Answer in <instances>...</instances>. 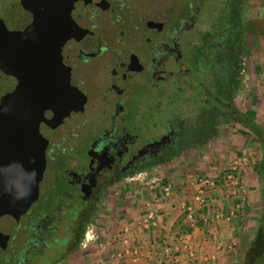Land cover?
I'll return each instance as SVG.
<instances>
[{"label": "flooded vegetation", "instance_id": "obj_1", "mask_svg": "<svg viewBox=\"0 0 264 264\" xmlns=\"http://www.w3.org/2000/svg\"><path fill=\"white\" fill-rule=\"evenodd\" d=\"M239 7L223 0L213 27L236 22ZM206 11L208 0H0V105L18 77L31 92L42 83L45 140L36 199L0 214V264H37L54 248L42 264H65L87 246L112 185L206 145L211 122L241 117L240 40L231 48L225 27L217 39L197 27ZM2 129L13 130L0 126V180L19 155Z\"/></svg>", "mask_w": 264, "mask_h": 264}, {"label": "crops", "instance_id": "obj_2", "mask_svg": "<svg viewBox=\"0 0 264 264\" xmlns=\"http://www.w3.org/2000/svg\"><path fill=\"white\" fill-rule=\"evenodd\" d=\"M258 3L259 4L253 9V20L257 19L263 23L264 18H262V16L259 18L260 15L258 13L262 11L261 6H264V0H260ZM257 8L260 10L258 9L257 11ZM249 34H251L253 44L255 37L257 41L264 38V32L261 33V30L259 32L257 31V33L255 32V34L249 31ZM253 44L249 49L250 55L253 54ZM262 48V46L259 47V52L262 50ZM245 50L246 52L248 51V49ZM248 70L250 76H247L242 80V86L244 94L249 95L247 97H249L250 104L247 105L246 103L242 112L245 111V115L251 118L255 124L259 125L264 135V62L252 63L251 66L248 65ZM259 107L262 108L263 111L259 109ZM223 123L224 124L222 127L224 126V130L220 132V136L218 137H220L222 142L223 137L226 135L227 140H223L225 141L223 142V148L221 147L217 149L214 147L212 152L215 154L218 152V154L223 156V158H227L228 154L232 152V148L234 147L232 146L233 144L235 145L233 149H237L236 152L240 153L241 151H245L248 154V167L245 172V193L242 201H240V199L239 202L235 201V203L240 204V211L242 209L243 211H246L248 209V205L243 207V203L247 191L252 197H257V194L260 193V185L263 182V180L260 179L258 173L257 163H259L261 160H264V136L262 135L263 137L260 138V140L259 137L261 136H249L247 133V128L240 122H235L236 124H234V126L236 127H233L232 129L230 127L232 130L230 132L229 130H226L229 126H231L230 123L226 120H224ZM240 135L244 137H238ZM247 144L253 146L254 151L252 153H250V151L245 148ZM238 153L234 154L230 161L226 160L227 163H223L213 175L198 178L216 179L218 186L222 187L221 184L224 171L227 170L228 164ZM212 157L213 156L211 154V162L213 161ZM198 178L190 180L188 185L192 188L191 189L189 187V189L192 190V194L188 197L183 196V192L186 191L185 189L188 187V185H184V187H181L180 190H178V193L180 194L179 196L173 192L168 197H163L161 199L159 197V189L161 188L162 184H165V182L169 183L168 181H164L162 183L160 182L159 185L155 184L154 188L152 189L153 191L149 192L150 195L147 194L148 192L145 194H140V192L134 193L132 195L127 194L126 196L129 198L127 202L128 204L130 202V205H122L117 209L116 206H111L110 208H112L114 211L119 210L124 211L123 213L128 212V215H124V218L126 217L128 221L125 223L122 222V220L116 223L111 231H108L109 233L111 232V237L116 234L115 232L121 231L119 234L121 239H117L113 244L110 245L109 253L112 252V258L106 259L101 263L157 264V259L159 258L158 255L160 254L162 246L165 244L169 245V247L175 246L178 243L176 240V235L178 233L183 234V242L186 243L187 247L179 248V250L175 253V256H173V258H171L166 264L212 263L213 259L217 255L216 251L219 248V244H221L217 240L221 241L220 238L227 236L218 232L219 230H223L228 234V224H231L230 221L233 220L234 217H229L226 219V216L228 211L233 208V204L235 205V203L234 200H232L233 197L224 196V188L218 190V192L213 191L211 188H205L204 196L206 198V204L196 211L195 220L193 223L187 222L182 210V204L190 200L194 195V186H192V183L197 181ZM149 188H151V186ZM111 198L112 196L109 197L110 200H108L110 203L112 201ZM135 202H138L137 204L144 205V207H142V213H138L139 209L137 208ZM118 203L119 201H117L116 204L118 205ZM216 210H220L221 214L223 215L221 220L214 219ZM148 213H151L153 218L149 220V224L146 228H142L141 223L148 216ZM216 232L219 235L216 236ZM124 240L125 243H123ZM95 260L97 262L98 259Z\"/></svg>", "mask_w": 264, "mask_h": 264}, {"label": "rangeland", "instance_id": "obj_3", "mask_svg": "<svg viewBox=\"0 0 264 264\" xmlns=\"http://www.w3.org/2000/svg\"><path fill=\"white\" fill-rule=\"evenodd\" d=\"M260 0H239V5L242 7L240 8V14L234 19L236 20V24L238 27L240 26V33H242V37L244 38V50L248 49V51H241V59L240 63L242 66L241 73H240V80L238 81L237 89L234 91V99L235 100V109L238 113H245L242 112L244 109V105H249V96L248 94L245 95L243 91V79L245 77L250 76L248 65L251 66L252 63L264 62V38L257 41L256 37L254 40V44L252 43L251 34L249 31L255 34L257 31L261 30V33L264 32V21L261 23L259 20H253L254 13L253 9L256 5H258ZM209 4V11H206V15L203 16L208 19H202V21L197 24V27L210 29L212 30L214 27L213 25L216 23L211 19L217 17V14L220 11L221 6L223 5V0H208ZM262 7V11L258 13L260 16L259 18H264V6ZM259 8H257L258 11ZM260 10V9H259ZM239 11V9H238ZM256 11V10H254ZM218 23V22H217ZM263 24V25H262ZM255 31V32H254ZM241 35V34H240ZM256 36V35H255ZM253 44V54L250 55V47ZM262 46V50L259 52V47ZM249 62V63H248ZM244 67V69H243ZM247 67V68H246ZM256 72V71H255ZM245 88V87H244ZM263 111L262 108L259 107ZM226 121L230 123L231 126L228 127L230 132L237 123V121L233 120L232 118H226ZM236 122V123H235ZM224 123H222L223 125ZM222 125L219 127L218 130H215L216 133L213 136L209 137V141L206 145L201 147H194L190 149H186L182 152H179L175 158H172L170 161H167L163 164L154 165L145 169L141 172L138 176H135L132 179H126L121 182H116L115 185H112L106 196L98 203L97 210L95 212V216L91 221V224L88 225L87 228V236L88 242L87 246L79 247L77 253L71 254L69 260L64 261L65 264H103L101 262L105 261L106 259H111L112 252L110 251V245L113 244L117 239H121L119 236L121 231L115 232L116 234L111 237L108 231H111L116 223L122 221L127 222L128 219L124 215H128V212L123 213L124 211H117L112 210L111 206H116V209L121 207L122 205L128 204V196L127 194H134L140 192V194H149L150 191H153L154 185H159V183L163 181H168L171 183V193L173 192L180 195L178 190L184 185H188L190 180L196 179L198 177H206L211 176L218 168L226 162V160L230 161L234 154L238 153L232 148V152L228 154L227 158H223V156L219 155L218 152L213 153L212 150L214 147L223 148V145L226 140L227 136L223 137V141L219 134L224 130V126ZM231 127V129H230ZM223 128V129H222ZM249 136L251 134L247 131ZM244 137V136H238ZM247 137V135H246ZM247 150L252 153L253 146L247 144L245 146ZM211 154L213 161L211 162ZM210 157V159H209ZM229 158V159H228ZM225 159V160H224ZM227 163V162H226ZM226 167V166H225ZM225 169V168H223ZM222 169V170H223ZM218 176V175H217ZM166 183V182H165ZM263 183V182H262ZM261 183L260 186L264 185ZM178 185V186H177ZM151 186V188H149ZM259 186V187H260ZM188 187L185 189L186 191L183 192V196L188 197L192 194V190ZM156 188V187H155ZM191 188V187H190ZM174 189V190H173ZM192 189V188H191ZM261 190V189H259ZM130 192V193H129ZM182 194V193H181ZM129 195V196H130ZM150 195V194H149ZM112 196V201L108 202L109 197ZM232 200L239 202V197H233ZM119 201L118 205L116 204ZM123 203V204H122ZM137 208L139 209L138 213H142L144 207L143 204H137ZM140 203V202H139ZM114 204V205H113ZM236 204V203H235ZM261 204V195L260 193L257 194V197H252L251 194L247 191L246 196L244 198L243 207L248 205V209L240 211V207L235 210V217L233 220L230 221L231 224H228V234L225 231H220L218 233L225 234L223 238H220L221 241L217 240L221 244H219V248L217 249V255L213 259V262L210 264H244L245 262V252L250 247L249 243L253 238L254 230L256 228V219L260 210ZM130 205V202L129 204ZM127 206V205H126ZM234 207V204H233ZM133 208V207H132ZM132 218V217H129ZM127 219V220H126ZM134 221V220H133ZM143 228V227H142ZM110 229V230H109ZM217 233V232H216ZM216 234L219 235V234ZM211 236V233H210ZM111 242V243H110ZM251 244V243H250ZM167 245V244H165ZM163 245V246H165ZM162 246V247H163ZM55 250L53 251H46L42 255V257L38 260L37 264L45 263L48 259L54 256ZM109 253V254H108ZM95 259H98L97 262ZM256 264H264V256L260 259H257ZM258 262V263H257ZM205 264V263H203Z\"/></svg>", "mask_w": 264, "mask_h": 264}, {"label": "water", "instance_id": "obj_4", "mask_svg": "<svg viewBox=\"0 0 264 264\" xmlns=\"http://www.w3.org/2000/svg\"><path fill=\"white\" fill-rule=\"evenodd\" d=\"M66 38L67 36L62 37L61 42ZM14 73L17 75L16 71ZM65 82L66 86H69L68 76ZM33 88L31 92L27 80L18 77L16 87L2 98L0 105V126L13 129L10 131L2 129L1 134L3 136H10V134L16 136L17 134L15 140L11 136L6 140L16 142L19 150L18 162L14 169L16 173H11L8 169L7 177L0 180V214L12 212L19 215L37 197V186L44 167L43 146L45 142L37 126L44 107L39 106L38 103L43 101V96L37 100V95L43 93L42 83L35 82ZM62 116L64 115H55L53 120ZM28 127L29 130H26ZM23 135L29 138L26 139L22 137Z\"/></svg>", "mask_w": 264, "mask_h": 264}, {"label": "built area", "instance_id": "obj_5", "mask_svg": "<svg viewBox=\"0 0 264 264\" xmlns=\"http://www.w3.org/2000/svg\"><path fill=\"white\" fill-rule=\"evenodd\" d=\"M247 156L248 154L245 151H241L235 155V157L228 164L227 170L224 171L221 184L222 187L218 186L216 179L211 178H198L197 181L192 183V186H194V195L190 200L182 204V210L187 222L193 223L196 211L206 204V198L204 196L205 188H211L213 191L217 192L218 190L224 188V196L239 197L240 201L243 200L245 193V172L248 167ZM159 190V197L161 199L163 197H168L171 193L170 183L162 184ZM239 206L240 204L236 203L234 207L228 211L226 219L229 217H235V210H237ZM152 218L153 215L148 213V216L141 223L142 227L146 228L149 224V220ZM221 218H223V215L220 210H216L214 219L221 220ZM176 240L178 243L175 246L169 247V245H165L162 247L160 254L158 255L159 258L157 259V264H166L171 258H173V256H175V253L179 250V248L187 247L186 243L183 242L184 239L182 233H178L176 235ZM123 243H125V240Z\"/></svg>", "mask_w": 264, "mask_h": 264}, {"label": "trees", "instance_id": "obj_6", "mask_svg": "<svg viewBox=\"0 0 264 264\" xmlns=\"http://www.w3.org/2000/svg\"><path fill=\"white\" fill-rule=\"evenodd\" d=\"M228 11H230L229 7L226 8V12ZM237 15H238V12L234 13V19L237 17ZM226 19L227 18H224V21L219 22V25L217 24L213 28V32L215 31V34L213 33L215 35L214 37H216L217 39L218 34L216 33L220 34V31L222 30V28L225 27L226 28L225 30L227 31V34L225 36V45L228 47L234 48V45H233L234 42L240 40V51H242L243 50L242 47H244V38L242 37V33H240V26L238 27L236 22L232 23ZM230 26H233V27H230ZM238 114H240L241 116L240 118L234 117V116L231 118L243 124L251 135L261 136L259 137V140H260V138H262L264 135L259 125L255 124L251 118L245 115V113H238ZM214 134H215V125L211 122L207 137L213 136ZM257 165H258L257 168H258L260 179L263 180L262 184L264 185V160L259 161ZM260 195H261V204H260V210H259V213L256 219L257 225L254 230L253 238L250 241L251 244L249 243L250 247H248V249L244 253L245 254L244 264H256L255 261L257 259H260L262 256H264V188L263 186H261Z\"/></svg>", "mask_w": 264, "mask_h": 264}]
</instances>
